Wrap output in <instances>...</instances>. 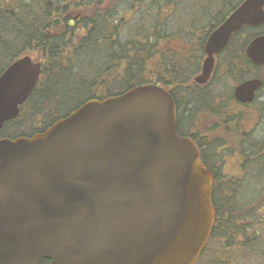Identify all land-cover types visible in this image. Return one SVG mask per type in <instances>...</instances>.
I'll return each mask as SVG.
<instances>
[{"label": "water", "instance_id": "water-1", "mask_svg": "<svg viewBox=\"0 0 264 264\" xmlns=\"http://www.w3.org/2000/svg\"><path fill=\"white\" fill-rule=\"evenodd\" d=\"M263 24L264 0H244L208 37L195 83L233 35ZM246 55L264 65V34ZM41 72L27 55L0 76V133ZM261 84L239 85L236 99L251 102ZM214 185L165 89L89 100L42 133L0 138V264H195L216 222Z\"/></svg>", "mask_w": 264, "mask_h": 264}, {"label": "trees", "instance_id": "trees-1", "mask_svg": "<svg viewBox=\"0 0 264 264\" xmlns=\"http://www.w3.org/2000/svg\"><path fill=\"white\" fill-rule=\"evenodd\" d=\"M243 1L233 4V0H0V76L27 55L42 63L34 92L21 107L19 117L4 125L1 137H31L89 100H104L145 85H157L175 98H185L184 104H178L179 122L191 118L195 124V118L203 113L217 123L216 133L224 132L227 122L238 124L246 118L245 113L236 116L238 122L228 115L226 108L230 107L232 96L228 105L215 107L213 112L209 107H201V95L205 92L194 87L205 88L198 87L194 78L201 71L208 36ZM130 22L133 24L128 26ZM256 31L246 28L229 43L228 48L244 38L235 56L226 61L229 77L239 80L250 70L245 49L260 33ZM178 40L184 44L182 51L174 49L172 41ZM218 86L214 96L221 94L222 86ZM261 121L264 122L262 118ZM211 124L207 135L214 134ZM218 143L221 145L198 144L203 163L215 174L213 200L219 221L214 237L226 236L230 242L222 247L237 245L240 252L254 253L257 247L263 253L259 254V261L263 262L264 240L254 224L255 213L264 211V136L255 135L246 145L240 147L237 142L229 147L234 152L237 147L242 148L245 157L242 175L236 178L221 176L211 164L210 156H217L228 144L227 140ZM247 184H255L258 196L237 210L235 205ZM259 228L264 231L262 223ZM231 249L227 251L232 254L236 249Z\"/></svg>", "mask_w": 264, "mask_h": 264}, {"label": "rangeland", "instance_id": "rangeland-1", "mask_svg": "<svg viewBox=\"0 0 264 264\" xmlns=\"http://www.w3.org/2000/svg\"><path fill=\"white\" fill-rule=\"evenodd\" d=\"M238 1L239 0H233V4L237 3ZM127 16H129V18L133 19V17H131V14L130 15L128 14ZM134 19L136 21L139 20V18H137V17H134ZM131 24H133V22H130L127 25L129 26ZM260 31L264 32V29H261ZM260 31L257 30L256 32H260ZM172 42H175L173 44L174 49L177 48L178 51H182V49L184 48L183 47L184 44L182 42H180L179 40L178 41H172ZM203 60H204V58H203ZM203 60L201 62V66H202ZM199 73H200V71L198 72V74ZM242 78L243 77H239V80H238L235 77H229L228 79L225 80V83H224V85H222V88H221L222 90H220V92H221L220 95L225 98V102L223 104L226 103L227 99H230V97L232 95V91H234V88L238 85V83L240 82V80ZM219 87L220 86H218V88H217L218 91H219ZM194 89L199 91V92H203V93L205 92L206 94H210V91L207 88L200 90V89H197L194 87ZM232 108L233 109H231L229 106H227L226 110L228 112V115L230 117H233L232 118L233 120H236L237 119L236 116L238 115V111H237L238 106L235 104H232ZM207 112H209V111L207 110ZM245 115H246V118H244V121L239 122L240 128L236 122H231L230 124L227 122L225 124V131L222 133H216V135L223 138V141L227 140L228 144L227 143L226 144L228 146L226 145V146L222 147L219 150V153L217 156H215V157L210 156V162L214 166V168L217 170V172L221 176L226 177L227 179L228 178L241 177V175H242L241 165L243 164V162L245 160V157H242L243 149L242 148L239 149V147H237L238 150H236L235 152L233 150H231L233 144L237 143L238 140L240 141V139L244 138L243 134H242V137L239 138L241 136L240 132L245 131V130H252V129L256 128L257 132L260 131L261 136H263V133H264V124H260L259 116H257L254 113L253 114L247 113ZM239 120L240 119H237V122ZM210 122H213L212 124L215 125V122L212 121V118H210V116L207 117L206 114L199 113L198 116L195 118V121H194V123L196 125L195 129L197 131H199V133L207 135V133L210 130ZM236 132H238V133H236ZM256 135H257V133H256ZM252 136L254 137L253 133L251 134V137ZM235 140L237 142H234ZM216 145L220 146L221 144L216 143ZM242 145L243 144H241L240 147ZM229 147H231V148H229ZM244 150H246V148H244ZM207 154L210 155V152L208 151ZM247 155H248V153H247ZM244 164H245V162H244ZM260 175H261V172H260ZM257 196H258V194L256 195L255 184H247L246 186H244V189L242 191L241 200H239V203H237L235 205V207L238 210V209L242 208L243 206H245L246 203H249L253 199H256ZM239 214L242 215L243 212L239 213ZM255 215H256L255 216L256 220H255V224H254V229L259 230L260 235L263 237V240H264V231H262L259 228V226H261V223L264 225V211L261 212L259 210L258 212L255 213ZM227 241H228V243L230 242L229 239H227ZM236 247H237V245L236 246L232 245L230 247L224 248L221 246V244L220 245L217 244V246H215V249H217L218 251H216L215 253H218V255L217 256H215V255L211 256L210 264H264V261L263 262L259 261L260 257L263 255V253L258 252L257 247H255L256 250L254 253H252L250 251L246 252L244 250H242V252H240V250H238ZM261 247H263V244H261ZM227 248L228 249L232 248L231 251L233 249H236V250H235V252L232 251L233 253L231 254L229 251H227ZM259 254H261V256H259Z\"/></svg>", "mask_w": 264, "mask_h": 264}, {"label": "flooded vegetation", "instance_id": "flooded-vegetation-1", "mask_svg": "<svg viewBox=\"0 0 264 264\" xmlns=\"http://www.w3.org/2000/svg\"><path fill=\"white\" fill-rule=\"evenodd\" d=\"M252 29H255V30L264 29V24L260 27H255ZM242 31L237 33V34L238 35L242 34L243 33ZM237 34H235V35H237ZM262 34H264V32L259 33L256 36H259ZM235 35L233 36L231 41H233L234 37H236ZM242 40H244V38H241L240 40L237 41L238 42L237 44H232L229 48H228V46L230 44H228L227 47L220 54H217L215 56V66H214V70H213V73H212L210 80L205 85H198V87L207 88L210 91V94L205 93V94H203L204 96L201 95L204 99V102L203 101L201 102V105H200L201 107H209V110L211 112H213L214 110L219 109L220 106L222 107V105H224L223 103L225 102V98L223 96H221L220 94H215V96H216L215 97L213 91H214V89H216V87H218V85H221V86L224 85L225 80L229 78L228 73H229L230 67L226 65V61L227 60L229 61L231 59V58H229L230 56H233V57L235 56L237 48L241 44L240 41H242ZM248 45H249V43H248ZM247 46H246V48H247ZM245 53H246V49H245ZM205 58H206V54L204 56V59ZM249 66H250V70L248 71L247 75L240 80L238 85L234 88V91H232L231 96L233 97V99L231 100L230 108L233 109L232 104H235L238 106L237 111H238L239 115H242L243 113H245V114H247V113L253 114L254 113L257 116H259L260 124H264V122L261 121V118L264 121V65L263 66H256L249 61ZM221 67H223V68L220 69ZM253 79H258V80H261V82H262L261 86L255 92L254 100H252L251 102H240V101H238L235 97L236 88L239 85H241L247 81L253 80ZM174 99H175L176 110H177V114H178V127H179V131L183 133V136L191 138L196 143L197 146H198V144H200V143L204 144L205 142L206 143H218V142L221 143V142H223L222 138L219 137L218 135H216L217 131L214 130V128L217 125L216 122H215V125L211 124L214 126V127L212 126V128H211L212 133H214L212 135H201L199 133V131H197L195 129L196 125L193 124V120L191 118L190 119H184L182 117L183 119L179 122L180 110H179L178 104H179V102H182L184 104L185 98H181V99L179 98L178 99V98L174 97ZM229 101H230V99L226 100V105L229 104L228 103ZM215 107H216V109H215ZM192 112L193 111L190 112V115L188 116V118L191 116ZM242 121H244V119H242ZM238 126L240 128V123H238ZM217 130L220 131L221 129L217 128ZM241 133L244 135V138H242V139H240V141H238L241 144H245V143H247V141L250 138H253V137H251L252 133L254 134V136L257 133V135H259V138L264 136V134H263V136H261L260 131L257 132L256 128L252 129V130L241 131ZM241 137H242V135H241ZM215 209H216V207H215ZM218 221H219V215H218V211L216 209V223H215V227L213 229L212 235H211V237H210V239H209V241L205 247L204 252L198 258V260L196 261L195 264H210L211 256L212 255H215V256L218 255V253H215L216 251H218L217 249H215V246H217V244H219V245L221 244V246H222V244L224 245L225 243H227L228 238L224 235H219V236L214 237V231L218 225ZM238 239H239V237L237 238V240Z\"/></svg>", "mask_w": 264, "mask_h": 264}]
</instances>
